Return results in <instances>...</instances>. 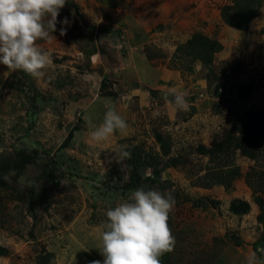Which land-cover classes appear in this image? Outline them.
Returning <instances> with one entry per match:
<instances>
[{"label":"rangeland","instance_id":"1","mask_svg":"<svg viewBox=\"0 0 264 264\" xmlns=\"http://www.w3.org/2000/svg\"><path fill=\"white\" fill-rule=\"evenodd\" d=\"M104 1L68 0L56 30L38 41L53 60L42 80L0 65V264L102 261L106 210L139 187L174 197L168 225L176 244L169 264H247L253 252L256 264H264L262 28L225 35L237 30L222 19L223 12L236 13L234 0H113L118 17H140L153 28L176 32L179 40L198 32L222 43L228 38L231 48L207 66V111L168 119L158 110L154 118L138 119L134 127L126 122L125 130L98 143L91 133L106 114L94 115L95 103L113 95L124 119L114 72L126 37L105 26L110 18L101 11ZM260 2L258 14L264 16ZM65 17L71 23L61 35ZM90 50L93 58L86 55ZM174 57V66L188 61L181 51ZM120 145L139 159L130 166L119 162ZM233 166L238 179L226 188L209 186L206 173Z\"/></svg>","mask_w":264,"mask_h":264},{"label":"clouds","instance_id":"2","mask_svg":"<svg viewBox=\"0 0 264 264\" xmlns=\"http://www.w3.org/2000/svg\"><path fill=\"white\" fill-rule=\"evenodd\" d=\"M67 2L0 0V65L42 80L46 69L53 66V60L38 41L48 39L56 30L57 18ZM59 23L60 34L64 35L71 22L65 17ZM172 93L171 100L165 99L173 105V110H187L186 93L179 87L172 89ZM127 126L116 111H108L91 136L94 141L103 143ZM125 149L126 146H118L119 162L131 157ZM174 205L170 193L139 187L129 199L109 207L101 231L103 260L93 264H161L162 257L173 252L176 244L168 225ZM256 260L253 252L247 264H256Z\"/></svg>","mask_w":264,"mask_h":264},{"label":"crops","instance_id":"3","mask_svg":"<svg viewBox=\"0 0 264 264\" xmlns=\"http://www.w3.org/2000/svg\"><path fill=\"white\" fill-rule=\"evenodd\" d=\"M104 3L105 7L102 6L101 11L104 10L110 18L104 22L105 26L110 27L111 30L124 31L126 37V51H123L121 60H119L120 65L114 72L117 74L116 81L118 82V89H121L120 98L122 99L117 100L116 104L122 108L124 120L133 123L132 126L134 127L136 122L139 121L138 119L142 122V118L145 120L149 117L154 118V113L158 110L162 114H167L168 119L170 114L172 117L178 115L182 118L186 115L207 111L212 104L210 84L206 77L207 66L198 61L191 62L189 58L184 66H178L177 63L174 66L175 64L172 63L173 60H177L174 57L177 47L184 44L190 37L185 36L184 39L179 40L176 32L171 31L168 33L160 26L153 28V25H150L149 22L145 23V19L142 20L140 17H118L114 14L115 10L112 8L114 6L113 0H105ZM260 16L263 18H260ZM205 17L201 16L203 19ZM263 20L264 16L258 14L248 24L245 31L229 28L228 31L224 30L223 33L227 35L230 32L229 30L247 33L251 28H253V31L262 28L260 33L264 36ZM152 30L155 33H152ZM170 34H174V37ZM207 37L212 38L213 36L207 35ZM251 37L253 38V34ZM214 39L223 46L222 51L214 57L213 63H216L217 60L226 58L225 53H228L226 50L230 49L231 45L228 38H224V43H222V39L218 40L217 36ZM86 55L93 58L94 53L90 50ZM183 59L179 60L182 61ZM177 87L186 93L185 98L189 105L187 110L174 111L173 105L168 102L173 98L172 89ZM110 97L113 99L114 96L110 95ZM110 97H107L108 102L100 100L97 104L95 103V107H92L93 114L97 115L98 118L106 114L108 110L115 111V103ZM140 116L141 118H139ZM100 119L96 124L103 122ZM135 131L133 130L132 136L136 135ZM133 144L135 146L138 143L134 141Z\"/></svg>","mask_w":264,"mask_h":264},{"label":"trees","instance_id":"4","mask_svg":"<svg viewBox=\"0 0 264 264\" xmlns=\"http://www.w3.org/2000/svg\"><path fill=\"white\" fill-rule=\"evenodd\" d=\"M241 0H234V7L236 8V13L234 16H228L225 12L222 13V19L225 24L228 26L235 28L240 31H245L248 28V24L252 22L257 16L261 6L260 0H245V3H240ZM242 4V5H240ZM254 4H256L254 6ZM226 12L228 11L227 7H225ZM223 46L219 41L214 38H209L201 33H195L192 35L190 39H188L184 44H181L177 47V51H181V53L189 58L191 62H200L203 65H211L214 61V57L216 54L221 52ZM254 135L250 134L247 137H244L243 140L248 141ZM243 142V141H241ZM239 149H241V153L249 158H254L250 152H247L243 145H238ZM134 149V147L132 148ZM128 151V149H127ZM134 151V150H130ZM129 151V152H130ZM206 154L213 158V152H206ZM135 157L139 159V155L134 151V159H125L126 165L130 166L135 163ZM226 171L222 172L220 169H217L213 172L206 173L205 179L209 182V186L220 185L223 187H227L232 181L238 179L240 177V173L238 171L237 166L226 167ZM231 211L235 214H239L236 210L235 205L231 206ZM245 213V210L241 212ZM170 253L165 254L162 257L161 264H169Z\"/></svg>","mask_w":264,"mask_h":264},{"label":"water","instance_id":"5","mask_svg":"<svg viewBox=\"0 0 264 264\" xmlns=\"http://www.w3.org/2000/svg\"><path fill=\"white\" fill-rule=\"evenodd\" d=\"M262 136L264 137V134H262Z\"/></svg>","mask_w":264,"mask_h":264}]
</instances>
